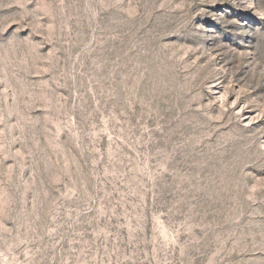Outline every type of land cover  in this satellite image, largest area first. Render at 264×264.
<instances>
[{
  "label": "rangeland",
  "instance_id": "rangeland-1",
  "mask_svg": "<svg viewBox=\"0 0 264 264\" xmlns=\"http://www.w3.org/2000/svg\"><path fill=\"white\" fill-rule=\"evenodd\" d=\"M0 264H264V0H0Z\"/></svg>",
  "mask_w": 264,
  "mask_h": 264
}]
</instances>
